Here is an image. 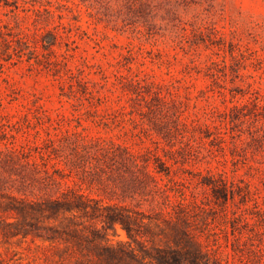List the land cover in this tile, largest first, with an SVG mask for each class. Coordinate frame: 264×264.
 I'll list each match as a JSON object with an SVG mask.
<instances>
[{
	"label": "rangeland",
	"instance_id": "1",
	"mask_svg": "<svg viewBox=\"0 0 264 264\" xmlns=\"http://www.w3.org/2000/svg\"><path fill=\"white\" fill-rule=\"evenodd\" d=\"M0 264H264V0H0Z\"/></svg>",
	"mask_w": 264,
	"mask_h": 264
}]
</instances>
